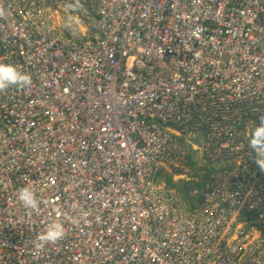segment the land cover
Here are the masks:
<instances>
[{"label": "built area", "instance_id": "obj_1", "mask_svg": "<svg viewBox=\"0 0 264 264\" xmlns=\"http://www.w3.org/2000/svg\"><path fill=\"white\" fill-rule=\"evenodd\" d=\"M0 8V63L32 78L0 93V264H264V172L241 162L264 116V0ZM181 138L215 168L194 210L159 181ZM54 221L64 237L38 250Z\"/></svg>", "mask_w": 264, "mask_h": 264}, {"label": "clouds", "instance_id": "obj_2", "mask_svg": "<svg viewBox=\"0 0 264 264\" xmlns=\"http://www.w3.org/2000/svg\"><path fill=\"white\" fill-rule=\"evenodd\" d=\"M79 0H77V5ZM5 15L4 9L0 8V17ZM32 85V78L29 74L21 72L15 65L0 63V93L5 92L10 87L20 90ZM259 125L255 126L247 134V147L254 153V160L261 172H264V116L259 118ZM17 199L24 208L36 212L39 210L41 201L36 193L29 187H23L17 194ZM65 228L59 221L48 224L46 230L36 237V247L42 250L46 244H54L64 237Z\"/></svg>", "mask_w": 264, "mask_h": 264}, {"label": "rangeland", "instance_id": "obj_3", "mask_svg": "<svg viewBox=\"0 0 264 264\" xmlns=\"http://www.w3.org/2000/svg\"><path fill=\"white\" fill-rule=\"evenodd\" d=\"M243 135L246 137V133H243ZM180 141L184 147L188 148V151L191 150L190 149L191 143H189L188 139L181 138ZM192 144L194 145L196 144L197 146L200 145V138L193 139ZM196 154L198 153L192 154L193 157L195 158H192L189 162H188L189 158H187L186 160L176 163L175 165H171L170 167L171 170L163 171L159 177V181L161 182V185L165 187V190L177 196L179 201L182 203V205L187 209H190V206L188 205V202L184 200L183 198L184 196L179 190V187L186 185L192 190L198 189V186L201 185L199 182L202 180L203 181L206 180V177L204 176L205 173L202 172V168L208 171L207 169L208 167L206 166L208 164L204 162L202 159H200ZM254 155L255 154L252 153L251 156L246 157L241 162L246 166L256 164L254 160ZM230 163L234 167L237 161L234 160ZM183 166H188L189 169H186L184 172L178 171L181 167L183 168ZM256 168H258L257 165ZM210 175L211 172L210 174H208V176ZM173 177L175 178L173 179ZM171 184H178L179 186H177L178 187L177 188V187H173Z\"/></svg>", "mask_w": 264, "mask_h": 264}, {"label": "trees", "instance_id": "obj_4", "mask_svg": "<svg viewBox=\"0 0 264 264\" xmlns=\"http://www.w3.org/2000/svg\"><path fill=\"white\" fill-rule=\"evenodd\" d=\"M194 152H192L191 150H190V153L188 154V156H187V158H189L188 159V162L192 159V158H195V157H193V154ZM186 158V159H187ZM208 168V171L207 170H205V169H203L202 168V172L203 173H205L204 174V176L206 177V180L205 181H200L199 183L201 184V185H199L198 186V189H196V190H192V189H190L188 186H186V185H183V186H181V187H179V190L181 191V193L183 194V198H184V200L185 201H187L188 202V205L190 206V209H192V210H194V209H196V208H198L199 207V205H201L202 203H203V201H204V198H205V193H207L208 192V190H209V183H210V176H212V174L215 172V168H214V166H212V165H206ZM186 169H189V167L188 166H183V168L181 167L178 171H180V172H184ZM210 172H211V175L210 176H208V174H210ZM172 180V179H171ZM203 182H205V183H203ZM173 187H177V186H179L178 184H171ZM178 188V187H177Z\"/></svg>", "mask_w": 264, "mask_h": 264}, {"label": "crops", "instance_id": "obj_5", "mask_svg": "<svg viewBox=\"0 0 264 264\" xmlns=\"http://www.w3.org/2000/svg\"><path fill=\"white\" fill-rule=\"evenodd\" d=\"M166 170H168V171H170L171 170V168L170 167H168V168H166L164 171H166ZM175 177H173V179H174Z\"/></svg>", "mask_w": 264, "mask_h": 264}, {"label": "bare ground", "instance_id": "obj_6", "mask_svg": "<svg viewBox=\"0 0 264 264\" xmlns=\"http://www.w3.org/2000/svg\"><path fill=\"white\" fill-rule=\"evenodd\" d=\"M192 210V209H191Z\"/></svg>", "mask_w": 264, "mask_h": 264}]
</instances>
